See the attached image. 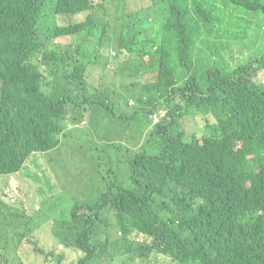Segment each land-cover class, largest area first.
Here are the masks:
<instances>
[{"label":"trees","instance_id":"1","mask_svg":"<svg viewBox=\"0 0 264 264\" xmlns=\"http://www.w3.org/2000/svg\"><path fill=\"white\" fill-rule=\"evenodd\" d=\"M256 16L264 17V0H151L131 11L126 0H0V175L29 162L44 172L46 162L31 155L57 148L67 123L99 106L119 102L120 120L138 122L128 139L137 147L130 183L118 179L97 201H74L68 217L50 218L58 247L83 252L71 264L94 257L103 228L104 241L119 233L127 252L136 233L151 236L140 254L153 249L174 264H264V83L251 81L264 70V34ZM108 28L115 51L131 58L125 94L115 90L122 57L100 64ZM78 34L75 47L55 41ZM234 45L246 58L218 66L220 46ZM163 107L168 118L152 125L149 114ZM199 114L207 132H187ZM25 231L0 246V264H28L29 247L42 256L35 264H61Z\"/></svg>","mask_w":264,"mask_h":264},{"label":"rangeland","instance_id":"2","mask_svg":"<svg viewBox=\"0 0 264 264\" xmlns=\"http://www.w3.org/2000/svg\"><path fill=\"white\" fill-rule=\"evenodd\" d=\"M90 1L96 3L100 0ZM150 1L126 0V10L137 9ZM84 17L85 13L76 14L77 19L82 20ZM255 24L262 27L257 30V34H264V17L256 16ZM108 30L112 39L105 40L100 47V64L116 55L122 57L121 76L117 79L115 90L119 94H125L128 88L126 81L129 76L134 75L130 69L131 58L127 59L128 54L125 52L115 51L113 48L115 38H113L112 30L109 28ZM55 41L61 46L72 44L75 47L80 43L81 35L62 36L56 38ZM247 54L248 52L242 51L238 45L232 46V50L220 46L218 53L214 54V59H217L218 66H221L226 64V61L241 62ZM211 55L210 50L206 61ZM172 60L176 58L173 57ZM116 64V61L112 59L108 80L113 79L112 70ZM251 81L264 83V70H258ZM132 103H129L132 109L142 106L134 101ZM121 111V104L116 102L109 109L97 107L91 116L84 119V122H68L60 135L61 142L57 148L39 154L35 152L31 155L37 163L46 162V166L43 167L44 172H40L34 163L29 162L16 173L0 175V246L12 245L16 242L17 234L26 230L28 237L36 241L39 246L44 249H53L56 255L61 254V264L74 263L83 255V252L73 247H58V241L51 232L50 218L68 217L74 201L89 203L97 201L111 183L118 179L130 183L129 162L135 154L130 147L132 149H137V147L133 145L134 141L130 142L128 139L137 135L138 122L130 120L122 122L119 118ZM209 120L213 121V118ZM97 121L102 124L99 130L96 127ZM189 123L187 119L185 131ZM205 123L206 117L199 114L195 124L187 132L196 130L202 132L203 135L207 132ZM186 136L187 133H185ZM84 156L91 162V172L87 175L89 163ZM107 214L109 220L114 222L113 211L107 210ZM115 228L114 224L110 225L108 229L110 235ZM119 237L120 234L117 233L105 242L106 233L103 228L101 234L95 238L96 253L87 264H122L131 253H133L134 260L130 264H174L168 257L156 253L140 258L135 254L136 245L134 244L129 247L131 252H127L128 247ZM134 241L150 242V238L142 233H136ZM21 246H24V242ZM6 255L8 260L12 255L20 258L17 251L14 254L6 251ZM26 259L29 261L28 264H35L42 261V256H36L29 247V255ZM47 262L58 264L56 257L50 258ZM175 264H193V262L175 261Z\"/></svg>","mask_w":264,"mask_h":264},{"label":"clouds","instance_id":"3","mask_svg":"<svg viewBox=\"0 0 264 264\" xmlns=\"http://www.w3.org/2000/svg\"><path fill=\"white\" fill-rule=\"evenodd\" d=\"M114 55H115V52H114ZM130 104H133V103L130 102ZM159 110H162L164 112V115L161 118H159L157 121H154V119H153L152 116H153L154 113L158 112ZM167 113H168V108L167 107L158 108V109L154 110L153 112H151L149 114V118H150L151 124L153 125V124L159 123V122L167 119L168 118V114ZM142 234L145 235V236H147V237H149L150 238V242H144V241L135 242V245H136V249H135L136 251H135V253L138 254V257L144 258V257H147L148 254H150V253H156V254L161 253V252H156L153 249H151V250H144V254L141 255L140 254V250L142 249V247H144V246H150L151 243H152V240H153V238L151 236H149V235H147V234H145L143 232H142Z\"/></svg>","mask_w":264,"mask_h":264},{"label":"built area","instance_id":"4","mask_svg":"<svg viewBox=\"0 0 264 264\" xmlns=\"http://www.w3.org/2000/svg\"><path fill=\"white\" fill-rule=\"evenodd\" d=\"M164 115V112L162 110H159L158 112L153 114L154 121H157L159 118H161Z\"/></svg>","mask_w":264,"mask_h":264}]
</instances>
